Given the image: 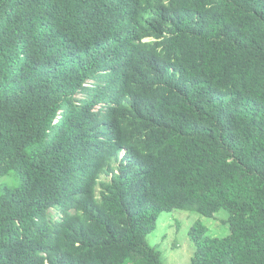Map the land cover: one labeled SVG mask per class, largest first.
Instances as JSON below:
<instances>
[{
  "label": "trees",
  "instance_id": "obj_1",
  "mask_svg": "<svg viewBox=\"0 0 264 264\" xmlns=\"http://www.w3.org/2000/svg\"><path fill=\"white\" fill-rule=\"evenodd\" d=\"M222 209L191 264H264V0H0V264H164Z\"/></svg>",
  "mask_w": 264,
  "mask_h": 264
},
{
  "label": "rangeland",
  "instance_id": "obj_2",
  "mask_svg": "<svg viewBox=\"0 0 264 264\" xmlns=\"http://www.w3.org/2000/svg\"><path fill=\"white\" fill-rule=\"evenodd\" d=\"M8 185H17L18 179L11 174L1 179ZM229 211L222 209L214 217H204L197 212L172 210L163 212L154 232L147 237V244L161 252L164 264H191L194 245L189 237L191 227L200 223L207 228V234L224 237L230 233L227 223Z\"/></svg>",
  "mask_w": 264,
  "mask_h": 264
}]
</instances>
